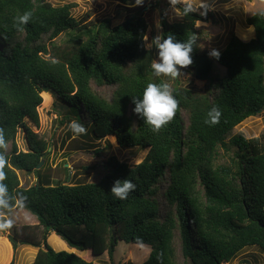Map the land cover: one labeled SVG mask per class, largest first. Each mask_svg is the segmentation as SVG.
I'll use <instances>...</instances> for the list:
<instances>
[{"label":"trees","instance_id":"16d2710c","mask_svg":"<svg viewBox=\"0 0 264 264\" xmlns=\"http://www.w3.org/2000/svg\"><path fill=\"white\" fill-rule=\"evenodd\" d=\"M74 6L0 0V130L6 141L0 156L9 205L0 207V214L16 208L37 219L19 231L21 244L38 247L32 264H94L104 252L111 256L119 241L150 246L149 259L141 264H221L248 246L264 251V139L230 135L264 110V11L246 18L252 38L229 31L219 59L210 55L206 34L196 26L212 18L211 11L184 15V4L176 3L180 20L161 17V42L169 34L177 42L198 36L193 63L179 70L203 81L204 88L173 85L175 115L153 132L135 113V101L149 83L167 84L168 76H157L152 68L142 8L112 25L109 18H76ZM25 11L32 18L19 26L15 17ZM49 92L56 95L55 106H64L57 122H78L86 129L70 140L74 149L94 147L98 154L96 140L111 138L121 147L146 150L144 158L130 166L112 155L98 164L103 174L97 181L52 183L37 168L50 142L29 125L40 126L38 108ZM213 108L221 113L216 124L208 122ZM19 130L27 142L24 151L17 143ZM62 170L68 175L67 167ZM20 172L34 174L36 182L23 185ZM125 179L136 187L120 200L111 188ZM50 232L74 251H55L46 242ZM49 238L60 247V240ZM0 245L6 246L2 240Z\"/></svg>","mask_w":264,"mask_h":264},{"label":"rangeland","instance_id":"374dc122","mask_svg":"<svg viewBox=\"0 0 264 264\" xmlns=\"http://www.w3.org/2000/svg\"><path fill=\"white\" fill-rule=\"evenodd\" d=\"M54 5L64 3H75L71 13L74 17L81 19L86 17L90 19L109 18L112 25L123 21L129 14H133L140 8L141 13L148 23L147 33L145 36L146 45L153 49L154 63H160L158 56V48L153 41L159 37L161 39L160 19L163 15L168 21H177L181 19L179 8L171 6L169 0H143L142 6H133L134 0H50ZM186 0H177V3L184 4ZM194 7L199 10L201 0H191ZM209 5V11L212 12V18L207 21H198L196 26L203 30L206 34V43L210 53L213 50L220 51L227 42L228 34L231 29L234 30L237 36L243 40H248L253 37L254 30L252 26L247 25L246 18L259 10L264 11V0H203ZM73 29L60 34L56 41L65 40ZM213 67L220 73H224V68L212 61ZM164 77H167L163 74ZM169 90L173 85H179L191 88L196 91H203L204 82L193 79L185 70H179V75L175 78H165ZM178 82V83H177ZM103 92H108L109 88L99 89ZM109 93V92H108ZM56 95L48 93L43 97V104L39 106V121L40 126L37 127L29 123L31 129L38 135L48 139L50 142L49 152L46 155L44 168L42 164L41 175L48 176L52 183L60 180L62 182H91L97 181L103 174V170L99 168V163L104 162L109 156H115L119 161H125L130 166L140 162L146 150H140L136 147H121L115 139L96 140L97 146L101 151L97 154L93 152L94 147L90 149L76 150L71 146V139L76 137V134L71 131V136H68L71 123L60 124L57 122L62 119L63 105H56ZM184 116L186 117L185 113ZM71 129V128H70ZM242 134L247 139L262 138L264 139V110L255 116H250L236 125L230 135ZM71 140V141H70ZM63 141L65 143L63 144ZM17 143L21 150L27 149V142L22 130L17 133ZM110 143L109 148L105 147ZM45 162V163H44ZM62 166L68 168V175L62 170ZM85 167H92L88 170ZM94 167V168H93ZM21 183L29 186L36 182L34 174H25L20 172ZM0 224L3 221L10 220L11 227L8 229H0V240L5 245H0V255L3 257V264H32L38 247L21 244L20 239L21 227L25 224H35L37 219L30 212L23 209H12L6 214H0ZM5 219V220H3ZM55 233L50 232L46 242L55 251L65 250L72 252L73 249L62 246L55 249L50 242L49 237H54ZM56 235V234H55ZM13 237L14 239H10ZM58 240V239H57ZM64 241V240H63ZM65 242V241H64ZM15 244V248H14ZM67 245V244H66ZM150 246L146 244L127 243L119 241L112 255L107 252L98 256L94 264H141L149 259ZM82 255L81 252H78ZM221 264H264V251L256 246H248L241 249L234 258L229 262Z\"/></svg>","mask_w":264,"mask_h":264},{"label":"clouds","instance_id":"9594fccd","mask_svg":"<svg viewBox=\"0 0 264 264\" xmlns=\"http://www.w3.org/2000/svg\"><path fill=\"white\" fill-rule=\"evenodd\" d=\"M177 0H169L171 6H175ZM143 0H134L133 6H142ZM199 8L202 9L200 14L206 15L209 11V5L203 2L199 3ZM197 8L191 0H186L183 7V14L196 12ZM32 18L31 11H25L22 15L15 17V23L19 26L27 25ZM198 36L196 34L190 35L185 42H177L174 35L169 34L161 42V39L157 37L153 43L158 48V56L160 63H154L152 68L155 74L159 76L164 74L165 76L175 78L179 75V69L189 66L193 63L191 53L193 52V46L197 43ZM211 56L219 59V52L213 50L210 53ZM52 63H58L53 59ZM179 66V67H177ZM177 109V101L169 91L167 84H155L149 83L143 92L142 99L135 101V113L140 114L145 118L147 124L151 126L153 132H158L164 125H166L175 115ZM220 111L213 108L210 113V123L216 124L219 122ZM71 130L75 134H84L86 129L78 122H73L70 125ZM6 141L4 139L3 131L0 130V147L5 146ZM5 161L0 156V207L7 208L8 201L4 198L6 193V185L2 183L5 178L3 172ZM135 184L130 180L125 179L123 181L117 180L114 186L111 188L112 195L120 200L127 199L130 191L135 190ZM12 222L10 220L0 224V229H8L11 227Z\"/></svg>","mask_w":264,"mask_h":264},{"label":"crops","instance_id":"0c3cea01","mask_svg":"<svg viewBox=\"0 0 264 264\" xmlns=\"http://www.w3.org/2000/svg\"><path fill=\"white\" fill-rule=\"evenodd\" d=\"M53 236L54 237H57L58 235L57 234L56 235L54 234ZM57 239L61 241V244H63L62 246H64V248L67 246L66 243L59 236L57 237Z\"/></svg>","mask_w":264,"mask_h":264},{"label":"water","instance_id":"95a60500","mask_svg":"<svg viewBox=\"0 0 264 264\" xmlns=\"http://www.w3.org/2000/svg\"><path fill=\"white\" fill-rule=\"evenodd\" d=\"M39 167V164L37 165V168ZM14 248H15V244H14Z\"/></svg>","mask_w":264,"mask_h":264}]
</instances>
